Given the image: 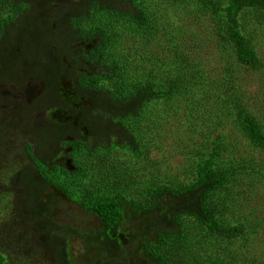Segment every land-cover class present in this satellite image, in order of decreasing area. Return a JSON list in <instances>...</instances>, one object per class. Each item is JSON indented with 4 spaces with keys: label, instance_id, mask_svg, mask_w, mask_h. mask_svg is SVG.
<instances>
[{
    "label": "trees",
    "instance_id": "1",
    "mask_svg": "<svg viewBox=\"0 0 264 264\" xmlns=\"http://www.w3.org/2000/svg\"><path fill=\"white\" fill-rule=\"evenodd\" d=\"M188 2L210 17L228 47L229 60L240 70L230 72L234 80L241 71L263 68L240 24L248 16H264V0ZM150 4L0 0V85L18 91L40 88L39 99L23 107L20 118L0 114V217L9 222L7 232L0 233V264H32V249L47 264H74L71 238L83 241L89 264H222L216 256L200 260L189 255L187 219L219 244L244 234L243 226H228L225 215L228 183L236 179L224 162L229 136L219 134L213 140L211 154L196 163L191 180L159 181L153 174L156 163L149 154L164 127L162 117L168 119L170 113L161 116L151 109L154 105L191 108L205 99L217 109L212 111L214 133L232 124L237 135L263 153L264 123L244 105L234 82L232 93L202 87L207 76L184 62L181 41L173 32L165 27L159 32ZM117 36L132 52L135 47L143 53L115 56L110 48ZM77 41L91 48L73 47ZM69 45L71 53L64 60ZM78 55L103 72L78 70ZM62 78L74 81L76 102L82 103L77 127L33 115H41L49 105L70 108L61 102ZM206 96L219 100L211 103ZM71 108L69 115L74 114ZM64 199L99 225L83 231L59 222L54 214L63 211ZM15 238L37 246L27 250L29 261L17 251L21 246Z\"/></svg>",
    "mask_w": 264,
    "mask_h": 264
},
{
    "label": "rangeland",
    "instance_id": "2",
    "mask_svg": "<svg viewBox=\"0 0 264 264\" xmlns=\"http://www.w3.org/2000/svg\"><path fill=\"white\" fill-rule=\"evenodd\" d=\"M149 1L151 2L149 8L156 12L155 24L161 27L159 32H164V27L166 32H173L181 41L183 48L180 52L183 54L184 62L207 76L208 80L202 84V87L207 90L214 89L217 93H226L228 90L232 93L235 89L230 88V84L234 82L244 105L264 123V66L260 71H241L239 77L234 80L230 72L236 73L240 70L232 65L228 58V47L222 44L214 30L215 25L212 24L209 16L201 13L199 6L189 3L188 0H157V4L155 0ZM240 26L243 34L257 49L264 62V16L259 18L248 16L241 21ZM120 39L122 38L115 37V42L110 48L115 56L126 58L127 53L131 52L129 56L131 58L135 54L143 53L141 49L135 47L132 52L125 41L120 42ZM87 47L91 48L90 45ZM79 68L87 74L103 72L96 64L82 63ZM5 90L8 95L14 92L10 88ZM37 90H40L39 86ZM75 92V83L62 88V95L69 99H73ZM38 95L35 98L36 102L39 99ZM206 97L211 98V103L219 100L215 96ZM151 109L161 116L166 110L170 112L168 119L162 117L161 122L164 127L159 130L158 140L153 144L149 154V159L156 163L153 174L159 181L191 180L196 163L211 154L213 140L219 134L229 136L224 162L231 165L236 179L228 183L230 187L228 186L226 190V199L230 204L225 215L228 216V226L241 225L244 227V234L230 244L227 242L219 244L205 237L206 230L199 229L195 221L187 219L190 220L192 234L188 238L189 255L191 257L194 255L200 260L210 255L211 258L216 256L222 260V264H264V153L250 146L243 136L237 135L232 124H224L214 133L212 111L217 109L211 107L205 99L196 101L195 106L191 108L159 103ZM176 110L178 116L175 114ZM47 117L57 123L66 121L65 112L57 109L49 110ZM20 151L23 152V149L20 148ZM118 153L131 158L122 150ZM62 206L63 211H56L54 214L59 222L69 223L83 231H90L99 225L96 218L76 203L64 199ZM8 223L0 217V233L7 232ZM203 237L205 241L200 243ZM15 239V244L21 246L17 251L27 256L29 261L31 255L27 250L37 246H30L31 242L27 245V241L20 243L18 238ZM122 242L126 247V240L123 239ZM70 243V255L74 264H89L88 251L83 241L79 238H71ZM31 252L33 259L29 262L47 264L46 258H37V253H34L33 249Z\"/></svg>",
    "mask_w": 264,
    "mask_h": 264
},
{
    "label": "flooded vegetation",
    "instance_id": "3",
    "mask_svg": "<svg viewBox=\"0 0 264 264\" xmlns=\"http://www.w3.org/2000/svg\"><path fill=\"white\" fill-rule=\"evenodd\" d=\"M71 47L67 46L64 49V55L65 57H63L64 60H67L66 57H69L70 53H71ZM73 47L75 48H83L84 50L87 49L88 47L86 46L85 43H80V42H76L75 45H73ZM81 51V50H80ZM38 53V52H36ZM38 55V54H35ZM76 64H78L77 69L81 71V69L79 68L80 64L84 63V64H89L86 61H83L82 57L80 55H78L77 59H76ZM91 65H93L94 63H90ZM70 70H71V66H69ZM61 88H60V96H61V102L62 105H68L71 109H74V114L69 115L70 113V108H54L51 107L50 105L48 106L47 110L43 111L41 115L38 114H33L36 118H40L42 120H49L52 121L50 118L47 117V112L51 109H57L60 111L65 112V116H66V121L65 122H59L62 124H67L68 122L72 124V126L77 127L78 126V119L80 116V109H81V105L82 103H77L76 102V92L75 95L73 96V99H69L66 98L62 95V88L65 87V85H68L70 83H74L73 80L70 79H64L62 78L61 81ZM10 90H14L13 93H11L10 95H8V92L5 90L6 88H3L0 85V114L1 115H7L9 117H13L15 116L16 118H20V114L22 113V108L23 107H32V103L34 102L35 98L37 97V95L39 94V90H37V88H31V90H23V91H18L16 88L14 87H9ZM18 91V92H17ZM41 91L45 92V89H41ZM7 99H9V102L7 103ZM57 123V122H56ZM81 132L84 131V128H81L80 130ZM127 243V241H126ZM128 244V243H127Z\"/></svg>",
    "mask_w": 264,
    "mask_h": 264
}]
</instances>
